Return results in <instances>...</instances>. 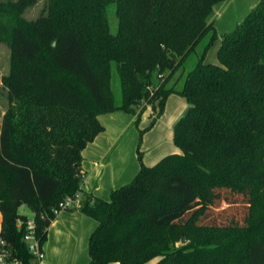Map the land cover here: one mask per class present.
<instances>
[{"label": "trees", "instance_id": "16d2710c", "mask_svg": "<svg viewBox=\"0 0 264 264\" xmlns=\"http://www.w3.org/2000/svg\"><path fill=\"white\" fill-rule=\"evenodd\" d=\"M37 1H0V43L11 51L0 237L13 256L32 264L23 204L45 243L54 209L83 191V150L105 131L101 114L159 100V116L177 93L189 103L175 125L180 152L141 161L109 199L83 198L79 209L98 221L87 264H264V0L222 34L211 17L228 0H48L28 19ZM217 39L218 62H206Z\"/></svg>", "mask_w": 264, "mask_h": 264}, {"label": "rangeland", "instance_id": "374dc122", "mask_svg": "<svg viewBox=\"0 0 264 264\" xmlns=\"http://www.w3.org/2000/svg\"><path fill=\"white\" fill-rule=\"evenodd\" d=\"M8 1V0H0ZM48 0H38L34 5L28 7L25 16L28 19L37 18L41 13L47 11ZM254 8V7H252ZM252 9L241 19V23L244 18L250 13ZM240 15V13L238 14ZM108 16L110 20V26L112 32H117L118 30V16L116 13V5L111 4L108 7ZM238 23V24H239ZM238 24H235L232 29H227L225 31H220V25H216V31L219 34L224 32L232 31L236 28ZM208 36L199 44L196 51L189 54L184 64L179 68L178 72L182 70L186 72L194 67L198 60V55L207 41ZM219 49V39H217L214 44L209 48L206 55V62L217 63L218 62V52ZM11 70V51L7 45L0 43V128L2 125V120L4 113L9 107V88L4 84L3 77L7 76ZM112 90L115 94L116 100L121 102V87L119 81V74L115 68L112 69ZM182 81L178 84L180 86ZM189 107L188 100L185 96L172 93L168 96L164 103V108L162 114L158 116L160 110V101L157 100L154 103H147L143 101L141 105L136 108V113L127 112L123 110L112 111L103 113L106 122L102 121L104 126H107L108 133H116L117 128H119L118 117L119 115H126L132 118L131 122L126 128L120 133L118 140L125 139L126 149L128 155L130 152L135 156L137 162L141 165V161L145 162L152 161L154 164L162 156L173 153L180 152V148L177 146L174 140L175 135V125L181 116L186 112ZM119 130V129H118ZM112 151L109 152L108 157L111 158ZM107 157L108 160H111ZM147 165V164H146ZM109 193L107 198L110 197ZM20 211L23 214L32 215L30 208L23 204L20 207ZM90 219L93 217L89 216ZM95 220V218L93 219ZM96 227V226H95ZM91 233L87 235L80 234V232H73L72 239H65L63 244L64 250L60 256V264H75L84 255L89 256V239ZM57 240L55 236L54 240ZM188 238L186 243L188 242ZM185 244L182 241L177 242V245Z\"/></svg>", "mask_w": 264, "mask_h": 264}, {"label": "crops", "instance_id": "0c3cea01", "mask_svg": "<svg viewBox=\"0 0 264 264\" xmlns=\"http://www.w3.org/2000/svg\"><path fill=\"white\" fill-rule=\"evenodd\" d=\"M260 1L228 0L219 3L215 7L211 17L215 22V28L216 25L217 27L220 25V31L232 29L229 27L238 24L248 11L253 9L252 7H255ZM239 13L240 15H238ZM119 116L118 122L119 126H121L117 128L116 133H108L107 126H105V131L101 132L83 150V198L86 195H92L98 198L109 199L107 198L109 193L129 183L140 170L141 165L137 162L135 156L131 152L129 155L127 153L125 139L118 140L120 133L127 127L132 118L126 115ZM99 118L101 122L107 121H105L106 118H104L103 114ZM112 150V156L109 158L108 154ZM107 157L111 160H108ZM145 163L151 165L153 162L148 161ZM93 219H90L79 208L62 210L48 228V236L44 243L46 252L44 264H60V256L64 250L63 244L65 243V239H68V237L72 239L73 232H80L81 235L82 233L85 235L92 233L98 225V221ZM55 236H57V240H54ZM89 261L90 255H84L75 264H87ZM110 264L118 263L112 262Z\"/></svg>", "mask_w": 264, "mask_h": 264}, {"label": "built area", "instance_id": "2783aa9c", "mask_svg": "<svg viewBox=\"0 0 264 264\" xmlns=\"http://www.w3.org/2000/svg\"><path fill=\"white\" fill-rule=\"evenodd\" d=\"M83 194L78 191L74 195L67 196L59 203V206L54 209L57 216L62 210L79 208L82 204ZM23 220L19 219L17 225H23ZM24 241L26 242L30 253L32 254V264H44L46 252L44 242L41 241L37 233V225L34 214L28 215L25 224ZM0 264H24L20 259L13 256L12 248L7 244L3 237H0Z\"/></svg>", "mask_w": 264, "mask_h": 264}, {"label": "water", "instance_id": "95a60500", "mask_svg": "<svg viewBox=\"0 0 264 264\" xmlns=\"http://www.w3.org/2000/svg\"><path fill=\"white\" fill-rule=\"evenodd\" d=\"M186 241H187V238H186V237H183V238H182V242H183V243H186Z\"/></svg>", "mask_w": 264, "mask_h": 264}]
</instances>
